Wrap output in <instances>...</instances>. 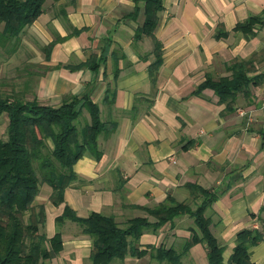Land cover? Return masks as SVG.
Segmentation results:
<instances>
[{"label": "crops", "instance_id": "crops-1", "mask_svg": "<svg viewBox=\"0 0 264 264\" xmlns=\"http://www.w3.org/2000/svg\"><path fill=\"white\" fill-rule=\"evenodd\" d=\"M254 16L264 17V0H162L154 30L161 64L152 74L153 40L134 37L144 21L143 0H45L21 34L36 50L37 100L58 106L68 95H88L101 120L114 125L98 136V159L85 155L73 165L76 178L62 204L50 202L47 185L37 194L47 237L57 231L54 219L65 205L79 217L99 213L123 227L135 217L154 221L141 208L168 195L194 207L191 184L218 194L205 215L223 262L239 231L257 229L262 239L249 247L250 260L264 264V78L250 85L248 96L239 92L228 102L210 88L194 93L207 76H229L236 61L249 62L251 76L264 71V24L252 35L235 29ZM50 42L46 60L42 47ZM81 119L86 123L88 115ZM193 228L184 215L145 230L136 244L146 254L111 264H159L150 247L180 252ZM59 231L62 250L50 264H91V238L80 226L66 220ZM180 264H208L204 245H192Z\"/></svg>", "mask_w": 264, "mask_h": 264}, {"label": "trees", "instance_id": "trees-1", "mask_svg": "<svg viewBox=\"0 0 264 264\" xmlns=\"http://www.w3.org/2000/svg\"><path fill=\"white\" fill-rule=\"evenodd\" d=\"M134 1L137 4L138 0ZM44 2L0 0V48L5 49L12 41L19 40L24 29L42 13ZM161 9L162 0H143L144 21L134 34L136 38L146 35L153 40L156 61L149 68L152 74L161 64L162 45L154 37ZM136 12L137 9L134 15ZM257 24H264V17H249L238 23L235 29L252 35V29ZM223 34L221 32L219 36ZM52 46L53 42H50L42 47L46 60ZM228 70L231 71L229 76L217 80L207 76L194 93L210 88L220 102H228L239 92L248 96L250 85L264 78V71L249 75V62L236 61ZM110 96L104 100L108 105L113 103L114 96ZM84 112L88 121L77 126L76 122ZM0 114H5L7 118L6 138L0 139V264H50L49 261L62 250L59 227L66 220L78 224L81 232L91 238V264H111L112 260H122L126 255L139 258L146 254L136 244L143 231H156L175 217L184 215L193 219L195 228L191 229V235L180 252L163 246L150 247V256L159 264H180L181 257L198 242L205 247L208 264H255L250 260L249 247L262 239V232L257 229L239 231L232 254L224 263L223 247L212 234L211 220L205 215L218 194L191 184L186 186L196 200L194 207L168 195L154 208H141L154 221L147 217H135L127 220L123 227H119L113 217L99 213L79 217L65 205L62 213L54 219L57 231L47 237L42 232L45 208L36 200L40 184L50 187L49 200L52 204H62L65 189L76 178L73 165L85 155L98 159L101 156L98 136L109 132L114 125L101 120L98 104L88 95H68L58 106H54L40 103L36 96L25 99L19 95L0 93Z\"/></svg>", "mask_w": 264, "mask_h": 264}, {"label": "rangeland", "instance_id": "rangeland-1", "mask_svg": "<svg viewBox=\"0 0 264 264\" xmlns=\"http://www.w3.org/2000/svg\"><path fill=\"white\" fill-rule=\"evenodd\" d=\"M11 43L13 45H8L5 49L0 48V93L32 99L35 96L34 82L37 78V65L34 62L36 50L23 36ZM12 48L15 50L12 51ZM81 118L76 122L77 126L82 125ZM6 125V115L0 114V139L6 138ZM43 185L45 184H40L38 193L44 192Z\"/></svg>", "mask_w": 264, "mask_h": 264}]
</instances>
